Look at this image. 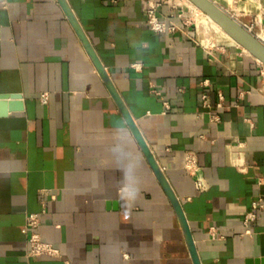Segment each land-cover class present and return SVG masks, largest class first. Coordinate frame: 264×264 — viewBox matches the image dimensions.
<instances>
[{
  "label": "crops",
  "instance_id": "crops-1",
  "mask_svg": "<svg viewBox=\"0 0 264 264\" xmlns=\"http://www.w3.org/2000/svg\"><path fill=\"white\" fill-rule=\"evenodd\" d=\"M149 1L67 0L178 196L201 264L261 260L264 208L244 219L264 197V63L209 31L200 40L175 0L152 1L179 28L152 30ZM213 1L264 42V0ZM14 93L7 99L22 106L0 114V264H194L171 202L58 0H0V94ZM186 151L198 157L203 190L184 168ZM133 162L138 195L125 202L121 169ZM42 188L54 197H45L39 231L61 255L29 258L23 226L42 210Z\"/></svg>",
  "mask_w": 264,
  "mask_h": 264
},
{
  "label": "water",
  "instance_id": "water-1",
  "mask_svg": "<svg viewBox=\"0 0 264 264\" xmlns=\"http://www.w3.org/2000/svg\"><path fill=\"white\" fill-rule=\"evenodd\" d=\"M61 6L63 7L67 17L71 21L72 25L74 26L75 30L77 31L82 43L84 44L87 52L89 53L91 59L93 60L97 70L101 74L103 80L107 84L112 96L114 97L119 109L121 110L125 120L132 130L134 136L136 137L146 159L148 160L155 176L157 177L159 183L161 184L163 190L165 191L169 201L171 202L173 209L178 217L180 222L187 247L189 249L190 255L192 257L194 264H201L199 259V255L197 252V248L195 245V241L193 239V235L191 229L189 227L187 218L185 216L184 210L182 208V204L174 192L167 176L165 175L162 167L158 163L157 159L155 158L152 150L150 149L148 143L146 142L145 138L143 137L141 131L139 130L137 123L131 116L130 112L128 111L127 107L125 106L123 100L121 99L119 93L117 92L115 86L113 85L107 71L101 64L99 58L97 57L91 43L89 42L87 36L85 35L83 29L81 28L79 22L77 21L71 7L69 6L67 0H58ZM192 1L197 7H199L202 11L207 13L210 17H212L215 21L219 24L227 26L234 30L240 37L241 41L239 43L243 45L248 51L256 58L264 63V42L252 31H250L245 25L236 19L233 15L229 12L224 10L220 7L217 3L213 0H190ZM19 94H0V114H6L8 110H12L16 108L15 106H22L21 102L18 100H12L7 98H18ZM261 261V263L259 262ZM246 264H264V258L259 259H247Z\"/></svg>",
  "mask_w": 264,
  "mask_h": 264
},
{
  "label": "built area",
  "instance_id": "built-area-1",
  "mask_svg": "<svg viewBox=\"0 0 264 264\" xmlns=\"http://www.w3.org/2000/svg\"><path fill=\"white\" fill-rule=\"evenodd\" d=\"M158 2L150 0L148 2V8L146 11V17H147V24L149 27L156 31V32H165V31H175L179 28L178 24L170 21L166 22L160 19L157 11ZM180 17H182V14L178 13ZM186 23L187 21L184 20ZM245 27H247L250 31L254 28V25H248L246 23H243ZM256 34V32H254ZM264 65V64H263ZM264 73V69L262 71ZM204 86H208L209 79H204L202 81ZM219 94V100L216 104L217 108H221L223 106V94L221 92ZM48 94L47 93H41L40 95V101L41 103H47L48 101ZM202 102L203 105L206 107H209L208 103V95L207 93L202 94ZM166 108H169L168 102H164ZM210 121L211 122H219L220 116L215 113H210ZM184 168L188 171V173L194 178L196 188L198 190H203L206 187V183L204 182L203 178L198 174L200 166L198 162V157L195 152L193 151H186L185 158H184ZM40 194L43 196V199L41 200L42 204V210L40 212H30L27 213L25 218V223L23 226V231L27 235V250L26 255L29 258H37L43 255H49V256H60L61 252L60 249L56 246H54L51 242L45 241L42 238V235L39 231V227L42 222V214L46 212V200L45 197L53 198L54 194L52 192V189L50 188H42L40 189ZM264 208V197L259 196L256 200L252 202V209L247 212L244 223L248 225L250 220H253L256 216V209H262ZM247 232H250L248 229ZM65 264H71L70 261L65 260Z\"/></svg>",
  "mask_w": 264,
  "mask_h": 264
},
{
  "label": "rangeland",
  "instance_id": "rangeland-1",
  "mask_svg": "<svg viewBox=\"0 0 264 264\" xmlns=\"http://www.w3.org/2000/svg\"><path fill=\"white\" fill-rule=\"evenodd\" d=\"M174 3H177L176 9H179V13L182 14V18L186 20L189 25L194 29L195 33L197 34L198 38L203 40L201 37L202 35L205 37L206 34H208V31L213 36L214 41H220L222 39L231 42V43H237L239 44L236 39L230 37L225 31L221 29H216L211 21L209 20L208 16L203 12L199 11V9L190 3L188 0H175ZM219 5V4H218ZM221 6V5H219ZM224 8V7H222ZM224 10H226L224 8ZM229 12L228 10H226ZM230 13V12H229ZM204 23V24H203ZM252 32H256V30L253 28ZM202 33V35H201ZM229 38H227V37ZM233 39V40H231ZM236 41V42H235ZM205 43V42H204ZM209 45V44H207ZM240 45V44H239ZM246 52L247 49H246ZM251 54V53H250Z\"/></svg>",
  "mask_w": 264,
  "mask_h": 264
},
{
  "label": "clouds",
  "instance_id": "clouds-1",
  "mask_svg": "<svg viewBox=\"0 0 264 264\" xmlns=\"http://www.w3.org/2000/svg\"><path fill=\"white\" fill-rule=\"evenodd\" d=\"M113 153L117 155L118 158L123 155V150L120 144L113 146ZM123 174V187L121 188V198L125 202L134 200L138 195V187L136 182V172L135 163L132 164V170L129 167H124L121 169Z\"/></svg>",
  "mask_w": 264,
  "mask_h": 264
},
{
  "label": "bare ground",
  "instance_id": "bare-ground-1",
  "mask_svg": "<svg viewBox=\"0 0 264 264\" xmlns=\"http://www.w3.org/2000/svg\"><path fill=\"white\" fill-rule=\"evenodd\" d=\"M190 1V0H188ZM191 4H193L194 6H196L192 1H190ZM197 7V6H196ZM221 7V6H220ZM199 9V11L201 10L199 7H197ZM202 11V10H201ZM204 12V11H203ZM205 13V12H204ZM209 20L211 21V23L213 24V26L216 28V29H221L223 31H225L230 37L236 39V41L239 43V41H241V37L234 31L232 30L231 28L227 27V26H224V25H221L219 24L217 21H215L212 17H210L207 13H205ZM236 18V17H235ZM204 24V23H203ZM262 37V36H261ZM240 44V43H239ZM241 45V44H240ZM243 46V45H241ZM244 47V46H243ZM245 48V47H244ZM246 49V48H245ZM248 50V49H247ZM258 59V58H257ZM261 61V60H260ZM262 62V61H261Z\"/></svg>",
  "mask_w": 264,
  "mask_h": 264
}]
</instances>
